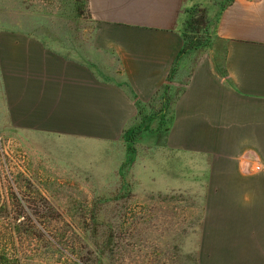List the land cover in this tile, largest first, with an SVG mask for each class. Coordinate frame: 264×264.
I'll return each mask as SVG.
<instances>
[{
	"label": "rangeland",
	"instance_id": "374dc122",
	"mask_svg": "<svg viewBox=\"0 0 264 264\" xmlns=\"http://www.w3.org/2000/svg\"><path fill=\"white\" fill-rule=\"evenodd\" d=\"M199 1L180 33L183 41L188 22H198L187 30L200 46L178 61L167 101L137 103L136 119L115 130L51 103L43 128L31 130L24 114L0 121V215L3 223L20 216L1 264H249L226 232L217 138L168 112L195 68L216 62L223 0L208 9ZM91 9V0H0V49L16 44L24 58L32 43L34 55H49L53 77L63 60L109 83L119 63L99 48Z\"/></svg>",
	"mask_w": 264,
	"mask_h": 264
},
{
	"label": "crops",
	"instance_id": "0c3cea01",
	"mask_svg": "<svg viewBox=\"0 0 264 264\" xmlns=\"http://www.w3.org/2000/svg\"><path fill=\"white\" fill-rule=\"evenodd\" d=\"M214 1L199 3L208 9ZM197 3L91 0L101 22L99 48L119 63L109 83L63 60L56 61L53 77L49 55H34L32 43L24 46V58H18L16 44L0 49V121L14 124L24 114L31 130L43 128L51 103L78 121L107 122L105 129L115 130L136 119L137 103L170 99L183 46L181 20ZM218 6L211 38L219 48L212 51L216 62L195 68L168 112L186 129L217 138L226 232L240 258L264 264V0H223ZM177 128L176 123L172 130Z\"/></svg>",
	"mask_w": 264,
	"mask_h": 264
},
{
	"label": "trees",
	"instance_id": "16d2710c",
	"mask_svg": "<svg viewBox=\"0 0 264 264\" xmlns=\"http://www.w3.org/2000/svg\"><path fill=\"white\" fill-rule=\"evenodd\" d=\"M195 25L198 26V22H195L193 20H190L187 24V28L185 30V32L183 33V41H184V45L182 47V50L179 53V56L177 58V61H179V59L181 58L182 55L187 54L190 50H194L196 48H198V44L196 42L193 41V39L189 38L188 35V30H190L189 32H195L196 30L193 29L195 27ZM201 25H203L201 23ZM188 29V30H187ZM7 218L5 216L0 215V249H7V244L9 241H13L16 233H17V227L14 224V222H18L20 219V216H15L14 218H11L9 221H7L6 223H3L4 220H6ZM1 260H3V257L0 256V264H1Z\"/></svg>",
	"mask_w": 264,
	"mask_h": 264
}]
</instances>
